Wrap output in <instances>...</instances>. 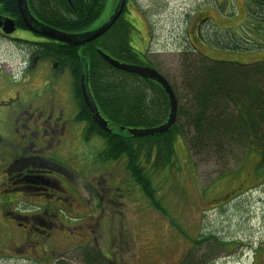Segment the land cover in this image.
<instances>
[{"label": "rangeland", "instance_id": "374dc122", "mask_svg": "<svg viewBox=\"0 0 264 264\" xmlns=\"http://www.w3.org/2000/svg\"><path fill=\"white\" fill-rule=\"evenodd\" d=\"M117 4L118 0H107L103 14L89 29L106 23ZM126 5L124 17L133 26L131 45L141 53L145 65L157 67L173 80H177L179 73L180 53L190 46L213 60L242 64L264 60V34L259 33L248 19L246 0H129ZM18 35L21 34H14ZM34 40H38L37 37ZM212 41L227 44L243 41L248 49L225 48ZM25 45L22 41L0 37V70L20 75L24 52H27L24 51ZM40 65H44L48 73H57L55 81L72 90L73 78L67 67L57 72L54 64L47 60ZM35 81L39 83V78L36 77ZM67 95L66 90L57 93L66 104ZM83 145L67 141L66 151H75L76 154L68 155L66 165L74 174L76 168L81 167L80 174L84 173V177L86 172L93 173L88 179L99 181V185L92 189L84 177L83 180L76 176L72 179L73 186L66 181L67 188L83 202H0V264H47L63 258L66 264H84L81 252L92 245L104 254L109 264H148L146 262L151 259L152 263L162 264L164 257L171 256L167 262L172 259L173 251L168 247L173 242L170 238L181 234L175 229L177 223H183L196 242L195 246L201 247L220 246V238L226 231L263 227L264 182L250 168L249 160L245 164L248 167L240 173L236 170L241 161L237 164L231 162L229 174L223 175L222 164L214 159L209 162L193 159L184 139L177 136L172 164L157 172L152 171L160 209L144 206L153 205V202L133 181L126 168V158L109 162L97 159L105 148L101 136L94 135ZM81 154L83 165L79 164ZM2 163L0 157V172ZM107 185L113 186L112 190L107 189ZM98 192L100 202L95 201ZM7 210L26 215H39L47 210L54 215L47 216L46 220L38 219L42 224L40 232L33 230L34 241L28 238L26 242L22 229L6 215ZM249 214L254 217H248ZM49 218L59 225L50 228V236L41 238L48 232L44 230L50 227ZM204 233L211 238L207 243L199 240ZM214 239L218 241H212ZM38 240L47 243L42 247V244L35 243ZM17 247L25 248L27 257L9 259L5 256ZM149 249L154 253L149 254Z\"/></svg>", "mask_w": 264, "mask_h": 264}, {"label": "trees", "instance_id": "16d2710c", "mask_svg": "<svg viewBox=\"0 0 264 264\" xmlns=\"http://www.w3.org/2000/svg\"><path fill=\"white\" fill-rule=\"evenodd\" d=\"M27 2L31 12L44 24L79 33L88 30L99 19L107 0ZM246 2L248 19L259 33L264 34V0ZM125 12L127 5L111 29L85 47L54 42L37 43L34 47L36 54L70 69L81 102L79 116L88 122L89 136L98 135L105 140L99 158L103 162L126 158V168L133 181L160 209L152 171L172 164L177 136L184 139L193 159L201 162L214 159L222 164L223 175L229 174L231 162L241 161L236 170L240 173L248 167L245 164L249 160L250 168L264 182V60L251 64L213 60L194 46L184 48L179 56L177 80L153 67L166 77L177 97L176 123L169 132L135 137L128 129L164 123L170 105L168 95L159 83L113 67L99 52L101 49L120 61L145 65L141 53L131 45L133 26L124 17ZM0 13L15 18L19 27H25L17 0H0ZM214 42L225 48L248 49L243 41ZM83 60L88 64L93 100L111 131L99 127L83 100L80 87ZM81 259L84 264H109L94 245L83 248ZM58 264H65V261L60 260Z\"/></svg>", "mask_w": 264, "mask_h": 264}, {"label": "flooded vegetation", "instance_id": "af4514ba", "mask_svg": "<svg viewBox=\"0 0 264 264\" xmlns=\"http://www.w3.org/2000/svg\"><path fill=\"white\" fill-rule=\"evenodd\" d=\"M16 25V31L10 35L4 34L0 29V37L25 42L24 51H27L24 52V66L20 70V75L8 74L0 70V157L3 162L0 172V202H83L82 198L67 188L66 181L72 184V179H76L74 176L82 177L92 189H96L99 181L92 179L91 182L88 179L93 173L86 172L85 177L84 173L80 174L81 167L76 168L75 175L66 165L68 155L76 154L75 151H66L67 141L73 140L78 146H84V143L94 137L88 134V122L79 116L81 102L75 89L74 78L71 74L72 90L65 84L56 82L57 73H48L40 62L47 60L53 63L57 72L67 66H60L55 60L34 52L37 43L60 42L38 35L26 26L19 27L17 22ZM16 32L21 35L14 36ZM36 37L38 40H34ZM48 74H51L50 78ZM36 77L39 78V83L35 81ZM59 90L67 91V104L57 96ZM96 157L100 159L98 155ZM81 161H83L82 154L79 164L83 165ZM70 174L73 175L72 178ZM112 187L107 185V189L112 190ZM97 197L95 201L100 202L99 192ZM144 206L154 207V205ZM250 214L247 216L253 218L254 216ZM6 215L12 217L13 223L22 229L24 240L27 242L28 238L29 240L32 238L33 242L35 236L33 230L39 233L42 226L38 219L44 220L54 213L45 210L39 215H26L7 210ZM49 220L50 227L44 230L48 232L42 233L45 236L41 238L50 236V228L59 225L58 222L50 218ZM175 229L181 234L170 238L173 242L168 250L173 251L172 259L167 262L171 256H166L162 264H264V223L263 227L259 226L255 230H235L231 233L226 231L221 236L218 247L195 246L196 242L183 223H177ZM208 236H210L208 233H204L199 240L203 239L204 243H207L211 239ZM35 243L42 244V240ZM46 243L47 241L43 242L42 247ZM27 246L28 243L25 247ZM24 249L12 248L5 256L9 259L27 257ZM148 253L154 252H150L149 249ZM29 259L35 258L29 257ZM152 262L151 259L146 263L155 264ZM47 264H58V262H47Z\"/></svg>", "mask_w": 264, "mask_h": 264}, {"label": "water", "instance_id": "95a60500", "mask_svg": "<svg viewBox=\"0 0 264 264\" xmlns=\"http://www.w3.org/2000/svg\"><path fill=\"white\" fill-rule=\"evenodd\" d=\"M126 3L127 0H118L117 7L112 16L106 23H104L100 27L93 30L88 29L79 33H71L44 24L31 12L27 0H17L20 16L23 20V23L28 29L53 41L72 44L79 47H85L86 45H88V43L100 38L107 31H109L123 14ZM16 28L17 25L15 19L0 14V29H2L4 34L10 35L16 31ZM99 52L102 57L113 67L126 72L134 73L145 79L156 81L163 87L166 94L168 95L170 112L167 120L164 123L154 127L130 128L128 129L129 133L135 137H146L169 132V130L173 127L177 120L178 100L166 77L151 66L123 62L105 53L101 49H99ZM80 87L83 100L91 111L94 121L103 130L111 131L108 121L101 115L97 105L93 100L89 88L88 64L85 60L82 61Z\"/></svg>", "mask_w": 264, "mask_h": 264}, {"label": "bare ground", "instance_id": "6f19581e", "mask_svg": "<svg viewBox=\"0 0 264 264\" xmlns=\"http://www.w3.org/2000/svg\"><path fill=\"white\" fill-rule=\"evenodd\" d=\"M214 42V41H213ZM215 43V42H214ZM185 53V52H184Z\"/></svg>", "mask_w": 264, "mask_h": 264}]
</instances>
